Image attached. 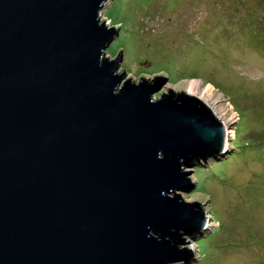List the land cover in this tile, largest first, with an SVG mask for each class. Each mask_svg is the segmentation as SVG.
<instances>
[{"label":"water","instance_id":"obj_1","mask_svg":"<svg viewBox=\"0 0 264 264\" xmlns=\"http://www.w3.org/2000/svg\"><path fill=\"white\" fill-rule=\"evenodd\" d=\"M110 0H0V264H185L207 223L197 162L225 152L206 100L106 54Z\"/></svg>","mask_w":264,"mask_h":264},{"label":"rangeland","instance_id":"obj_2","mask_svg":"<svg viewBox=\"0 0 264 264\" xmlns=\"http://www.w3.org/2000/svg\"><path fill=\"white\" fill-rule=\"evenodd\" d=\"M101 12L118 28L111 59L122 48L120 66L139 77L194 85L225 120L224 154L191 167L196 187L179 192L207 215L183 234L198 247L185 264H264V0H110Z\"/></svg>","mask_w":264,"mask_h":264},{"label":"trees","instance_id":"obj_3","mask_svg":"<svg viewBox=\"0 0 264 264\" xmlns=\"http://www.w3.org/2000/svg\"><path fill=\"white\" fill-rule=\"evenodd\" d=\"M262 25H264V22L263 23H261ZM258 36V35H257ZM256 36V37H257ZM251 54V57H254V56H256V54H255V52H253L252 50L249 52V54L248 55H250ZM248 55H246L245 57H246V59H247V57H248ZM264 65V64H263ZM262 65V66H263ZM197 190V189H196ZM242 252V251H241ZM226 257V256H225Z\"/></svg>","mask_w":264,"mask_h":264},{"label":"bare ground","instance_id":"obj_4","mask_svg":"<svg viewBox=\"0 0 264 264\" xmlns=\"http://www.w3.org/2000/svg\"><path fill=\"white\" fill-rule=\"evenodd\" d=\"M193 84V83H192ZM193 88H194V85H191L190 86V89H189V93H193Z\"/></svg>","mask_w":264,"mask_h":264},{"label":"clouds","instance_id":"obj_5","mask_svg":"<svg viewBox=\"0 0 264 264\" xmlns=\"http://www.w3.org/2000/svg\"><path fill=\"white\" fill-rule=\"evenodd\" d=\"M169 77V76H168Z\"/></svg>","mask_w":264,"mask_h":264}]
</instances>
